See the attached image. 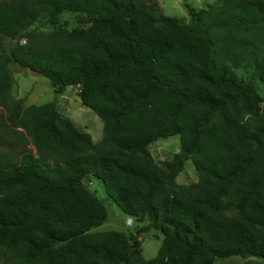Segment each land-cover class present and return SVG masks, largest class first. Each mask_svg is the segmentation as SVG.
<instances>
[{"label":"trees","instance_id":"16d2710c","mask_svg":"<svg viewBox=\"0 0 264 264\" xmlns=\"http://www.w3.org/2000/svg\"><path fill=\"white\" fill-rule=\"evenodd\" d=\"M185 7L188 23L146 0L0 3L2 123L36 151L0 152V264L264 260V0ZM65 13L80 23L59 28ZM42 20L54 31H29ZM13 66L46 78L58 98L77 87L103 123L100 142L58 101L14 99ZM173 136L180 150L161 167L149 146ZM188 160L190 186L177 183ZM87 176L145 223L138 235H162L154 258L122 232L97 231L109 212Z\"/></svg>","mask_w":264,"mask_h":264},{"label":"rangeland","instance_id":"374dc122","mask_svg":"<svg viewBox=\"0 0 264 264\" xmlns=\"http://www.w3.org/2000/svg\"><path fill=\"white\" fill-rule=\"evenodd\" d=\"M9 0H0L5 2ZM147 4H154L156 13L165 17H175L188 23L190 16L185 3L191 8L199 10L206 8L210 4L220 5L222 0H146ZM80 17L73 14H63L60 17L61 29L70 30L80 23ZM49 35L54 28L46 21L42 20L35 24L29 31ZM23 44V42H22ZM12 96L19 99L24 106L43 105L58 101L60 114L72 120L76 127L91 135L94 143H99L102 137L103 123L98 116L90 109L84 107L78 97V88L69 87L61 97H57L50 86L49 81L27 69L13 66ZM6 114L0 107V152L21 156L25 153L35 155V148L30 144L29 138L21 128H12L4 125ZM180 150L179 136L160 139L149 146V152L156 164L163 167L165 163L172 160ZM198 176L190 160L184 164L183 171L177 177V183L190 186L196 183ZM84 184L101 201L105 203L109 212L108 221L97 231H118L126 234L131 242H137L142 249V255L146 260H150L157 255L162 241V235L153 231L148 234L138 235L137 231L145 223H138L134 218L125 215L121 209L107 196L103 185L91 176L84 179ZM264 264L260 259H240L237 257L215 264Z\"/></svg>","mask_w":264,"mask_h":264},{"label":"water","instance_id":"95a60500","mask_svg":"<svg viewBox=\"0 0 264 264\" xmlns=\"http://www.w3.org/2000/svg\"><path fill=\"white\" fill-rule=\"evenodd\" d=\"M137 246V242H135V244H134V247H136Z\"/></svg>","mask_w":264,"mask_h":264}]
</instances>
